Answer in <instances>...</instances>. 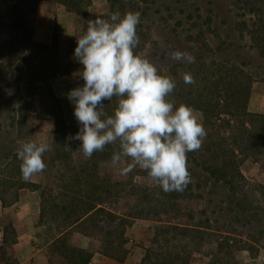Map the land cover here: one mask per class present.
I'll list each match as a JSON object with an SVG mask.
<instances>
[{
  "label": "trees",
  "instance_id": "obj_1",
  "mask_svg": "<svg viewBox=\"0 0 264 264\" xmlns=\"http://www.w3.org/2000/svg\"><path fill=\"white\" fill-rule=\"evenodd\" d=\"M220 1L225 4L226 15L213 7ZM41 2L61 4L80 18L81 31L69 41L67 59L58 56L60 41L56 33L49 44L34 38ZM107 3V12L99 14L91 11L92 0H0V124L1 103L13 98L9 93L12 88L20 89L24 84L21 101L6 130L5 145L2 144L4 157L17 158L19 125L25 123L29 109L26 100L48 97L55 103V129L47 154L53 163L67 164L72 144L66 139L67 123L51 80L81 65L74 49L88 22L108 19L115 11L139 13L136 31L140 43L135 53L148 59L161 74L175 79L176 87L169 99L176 106L184 104L201 111L207 135L199 150L186 154L191 179L182 192L165 193L155 182L141 185L131 183L132 179L113 181L102 177L100 165L112 161L118 145L105 146L104 151L87 157L84 166L73 168L71 182L59 193L65 198L55 196L50 206V215L57 224L49 244L57 260L54 262L51 255L50 263L89 264L96 252L124 262L130 253L127 230L136 218L156 223L141 264H191L193 254L211 233L226 235L225 239L216 240L217 250L225 251V259L213 264H233L230 261L233 249H246L256 256L264 250L261 202L264 185L248 189L242 167L248 158L264 153V112H252L248 106L253 80L264 78V0H107ZM229 20L234 33L221 29ZM239 49L251 50L259 63L244 57ZM176 50L192 54L195 63L171 59L170 54ZM20 54H24L22 62L18 59ZM185 72L192 75L195 83L183 81ZM102 103L105 111L112 114L116 98ZM131 173L148 176L139 167ZM129 182L141 194L142 203L131 206L126 199L131 210L128 213L107 207L108 200L116 202L122 198L119 194L127 188L123 191L120 188ZM31 186L38 187L36 183L20 180L17 189ZM41 198L43 219L48 214L44 191ZM2 203L11 204L5 198ZM79 229L100 237V245H75L73 234ZM236 237L246 245H237ZM2 242L4 246L17 242L13 223L4 226ZM16 263L14 260L6 264Z\"/></svg>",
  "mask_w": 264,
  "mask_h": 264
},
{
  "label": "clouds",
  "instance_id": "obj_2",
  "mask_svg": "<svg viewBox=\"0 0 264 264\" xmlns=\"http://www.w3.org/2000/svg\"><path fill=\"white\" fill-rule=\"evenodd\" d=\"M139 23V13L115 11L108 19L90 20L77 38L74 56L83 66L79 77L84 83L67 93L79 124L74 139L81 142L79 150L88 158L107 145H118L112 164L128 161L120 174L139 167L163 192H182L191 179L186 154L200 149L207 132L191 107L176 106L169 99L175 79L135 53ZM170 55L174 61L195 63L187 51ZM182 77L186 84L195 83L190 73ZM114 97L116 107L109 114L102 102ZM47 151V143H20L16 155L24 180L45 170Z\"/></svg>",
  "mask_w": 264,
  "mask_h": 264
},
{
  "label": "rangeland",
  "instance_id": "obj_3",
  "mask_svg": "<svg viewBox=\"0 0 264 264\" xmlns=\"http://www.w3.org/2000/svg\"><path fill=\"white\" fill-rule=\"evenodd\" d=\"M214 9L222 15H226V7L223 2L215 4ZM108 10V3L107 9ZM101 14V12H97ZM81 21L78 16L74 13H68L63 6L60 4L43 3L42 8H39L36 15V22L34 27V38L36 40L43 39L46 43H51L54 33H56L60 44L58 50V56L62 59L68 58V44L69 41L77 37L81 31ZM222 31L228 33H234L232 22L229 20L228 24L221 27ZM6 31V29H5ZM4 36L7 37L8 33L4 32ZM40 41V40H39ZM243 53L244 57L252 60L253 63L258 64L259 61L256 59L254 54L249 49H239ZM24 54H20L19 62L24 59ZM82 65L75 66L71 68L68 74L58 75L51 80L54 93L56 97L61 101L63 108L64 119L67 123V140L71 142L70 152L71 158H68L67 164L63 166L59 161L54 163L48 156L47 152L43 155V161L46 164V168L42 173L35 174L30 180H24L20 171L21 161L18 158H5L2 152V144L5 145V135L6 130L9 129V123L11 121V116L14 115V109L17 108L18 102H20V94L23 92V85L20 89L12 88L9 93L13 96L9 101L1 103L2 120L0 124V233L3 227L9 221V218L15 219L17 221V227L20 228L22 233L28 237V232L32 236V245L36 248H43L46 246L50 240L52 234H55L54 228L57 225L54 219L50 215V206L52 205V200L55 196H58L60 200L64 199L65 196L60 194L64 192L63 186L71 182L70 178L73 175V168L85 165L87 157L83 155L82 151L79 150L80 141L75 140L74 137L79 131V124L74 116L73 105L69 102L67 98V93L78 86H82L84 81L79 77V72L82 69ZM26 68V67H25ZM28 106V113L26 114L25 123L19 125L18 138L16 142L20 145L21 142L35 141L37 143H47L52 145V138L55 129V119L53 117L55 103L48 97L44 99H28L25 103ZM249 110L252 112H264V78H255L252 82L251 96L249 99ZM194 115L197 119L202 122L203 114L201 111L191 107ZM16 115V113H15ZM66 140V141H67ZM10 146V144H8ZM19 147V146H18ZM17 147V149H18ZM126 161L122 160L120 165H113L112 161L104 162L100 165V173L102 177L108 178L113 181H130L131 183H137L141 185H152L153 180L149 176L143 175H133L131 172L128 174H120V167L126 166ZM242 170L248 180V189L257 188L258 185H264V153H261L255 158H248L242 167ZM65 173V175H63ZM24 180L26 182H33L38 185V187H26L17 189L19 181ZM5 182V183H4ZM130 183V182H129ZM121 187L123 191L122 198L118 201L108 200L105 205L107 207H112L117 209L120 213H128L131 210L127 208L126 199H129V205L135 206L136 204L142 203V196L139 191H136L132 184L130 183ZM75 186V183L74 185ZM45 192L44 203L48 209V214L45 218L38 219L34 222L33 229L27 230L24 227L23 219L26 216V211L22 213V210H27L25 202L31 200H37L41 205V192ZM119 191V190H118ZM260 191V190H259ZM73 194V192L71 193ZM134 195V196H133ZM256 195H259L258 193ZM5 198L7 201L11 202L9 206H4L2 199ZM26 200V201H25ZM59 200V201H60ZM264 204V201H261ZM22 213V214H21ZM18 215V217H17ZM13 222L12 220H10ZM20 222V225H19ZM156 225L155 222L150 221L145 218H136L131 226L127 230L128 243L127 246L130 249L132 259L135 261L140 254H144L145 247L149 244V239L152 234V228ZM83 229V228H82ZM79 229L75 231L79 233L83 239H86L91 244L100 245V237L95 234H90V232L80 231ZM83 232V233H82ZM75 234V233H74ZM225 234L211 233L207 235L206 240L198 252H195L192 256L195 258L203 259L204 256L209 255L211 262L220 263L222 259H225V251L219 252L217 250L216 240L225 239ZM235 242L239 246L246 245V242L240 240V237L234 238ZM1 243V240H0ZM231 243V242H230ZM75 244H77L75 242ZM13 245L4 246V250L12 248ZM49 258L53 255V261L57 260V256L52 254L50 245L45 247ZM44 248V249H45ZM243 249H233L230 261L233 264H241L244 261L242 255ZM263 250V249H262ZM12 251V249H11ZM261 251V250H260ZM7 253V252H6ZM250 253V252H249ZM101 254V253H100ZM259 254V253H258ZM258 254L256 256H258ZM14 256V254H13ZM12 254L8 256L9 261L16 260ZM103 257V254H101ZM105 256V255H104ZM238 256V257H237ZM254 256V257H256ZM253 257V256H252ZM264 260V255L262 256ZM221 259V260H220Z\"/></svg>",
  "mask_w": 264,
  "mask_h": 264
},
{
  "label": "crops",
  "instance_id": "obj_4",
  "mask_svg": "<svg viewBox=\"0 0 264 264\" xmlns=\"http://www.w3.org/2000/svg\"><path fill=\"white\" fill-rule=\"evenodd\" d=\"M43 2H41L39 8H42ZM60 6H63L60 4ZM64 7V6H63ZM107 9V0H92V5H91V11L97 13V12H105ZM39 10V9H38ZM68 13H72L67 11ZM75 14V13H74ZM75 16H77L75 14ZM40 42H44L46 43V40H43L42 38L39 39ZM37 40V41H39ZM26 201V200H25ZM25 206L27 207V210H22V213L26 211V216L23 219L24 222V227H26L25 229L27 230V227L29 229H33V225L34 222L37 221L38 219H40L41 216V205L38 203L37 200H31V201H26L25 202ZM21 213V214H22ZM18 217V215H17ZM10 220H12L13 222H11ZM13 223V225L16 228L17 231V242L13 244V247L8 249L7 251L4 250V248H2L3 242H2V237H3V230L0 233V264H6L9 260H8V256L10 254H14V258L16 259L17 263L16 264H51L49 261V255L47 253V250L45 247H47L50 243H51V238L48 241V243L46 244V246H44L43 248H36L32 245L31 239L32 236L30 232H28V237H26L22 231L20 230V228L17 227V221L16 218L15 219H11L9 218V221L7 223ZM20 225V222H19ZM4 228V227H3ZM76 236H80L79 233L73 234V242L75 244V242L77 244V246H89L90 243L89 241H87L86 239H83L82 237H78L76 238ZM45 248V249H44ZM12 249V251H11ZM242 251V257H244V261L241 264H264V260L262 258V256L264 255V250H261L258 254V256L256 257H252L249 253L248 250L243 249ZM7 252V253H6ZM132 252L129 253L128 257L126 258V260L124 262H119L115 259H112L110 257L101 256V254L99 252H96L91 260V262L89 264H141V259L143 257V254L141 253L140 256H138V258L134 261L131 257ZM238 257V256H237ZM10 262V261H9ZM191 264H213L210 261V256H204L203 259L200 258H195L193 257L191 259Z\"/></svg>",
  "mask_w": 264,
  "mask_h": 264
}]
</instances>
